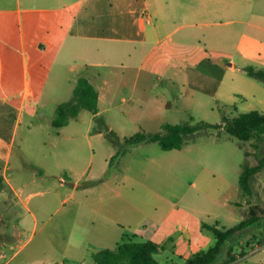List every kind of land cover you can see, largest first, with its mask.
<instances>
[{"label":"crops","instance_id":"crops-1","mask_svg":"<svg viewBox=\"0 0 264 264\" xmlns=\"http://www.w3.org/2000/svg\"><path fill=\"white\" fill-rule=\"evenodd\" d=\"M34 1L0 0V177L4 184L0 192L10 213L14 207L26 212L17 213L16 231L6 237L7 241H0L1 256L9 249L11 263L25 250L18 264H65L67 259L72 264H87L94 251L114 248L128 237H140L159 244L155 254L162 264L167 261L166 254L183 264L186 258L182 254L163 251L171 237L155 239L165 226L168 214L162 219L155 217L141 202L128 196L119 186L110 184L115 179L107 174L109 159L115 152L104 161L103 174L88 176L85 167L75 178L67 172V177L60 175L59 187H54L50 191L53 193L40 201L37 212L32 210L30 203L42 192L33 190L30 185L55 174L41 168L32 180L19 184L12 181L7 171L18 127L26 115L36 112L34 99L44 92L51 80L50 87H54L55 80L64 78L69 93L73 92L79 77H86L98 90V104L101 100L108 102L111 89L99 90L103 84L98 66H120L119 83L131 80L132 94L139 84L148 91L158 81L169 79L171 84L178 83L182 88L180 95H187L193 93V89L188 85L185 67L194 64L190 59L198 55L183 54L182 47H204L202 56L214 68L221 67L223 57L227 56L229 62L223 76L246 66L239 64L238 55L243 61L264 60V0H135L134 4L116 0L117 5L111 0H39L45 5L39 8L33 7ZM35 9L41 12L32 13ZM23 13L26 24L22 23ZM147 15L150 22L145 19ZM117 51L120 57L111 59L112 52ZM223 76L214 95L224 94L234 99L233 94L220 89ZM56 86L60 88L57 83ZM169 90L166 86L165 91ZM145 101V104L133 102L121 110L124 115L130 113L136 127L117 134L121 142L139 130L156 132L148 128L149 118L139 113L153 114L156 109L167 110L171 105L169 100L159 101L155 97H147ZM102 111L98 105L96 115ZM165 123L170 122L158 125L162 128ZM104 125L115 131L107 122ZM98 134L102 136L106 132L100 130ZM123 147L130 148L129 145ZM145 157L151 161L154 158L149 154ZM117 169L113 177L123 172ZM68 179H71L69 185ZM62 187L67 192L63 198ZM57 201L59 205L50 212ZM4 215L0 217V238L8 232ZM20 222L27 224L26 227H20ZM185 225L187 223L183 222L177 225L182 229L177 241L183 242V232L191 237ZM28 228V237L16 242ZM37 233L38 239L34 242ZM171 241L172 247H176L175 239Z\"/></svg>","mask_w":264,"mask_h":264},{"label":"rangeland","instance_id":"rangeland-1","mask_svg":"<svg viewBox=\"0 0 264 264\" xmlns=\"http://www.w3.org/2000/svg\"><path fill=\"white\" fill-rule=\"evenodd\" d=\"M134 1L121 0L125 4H134ZM111 3L118 4L116 0H111ZM42 6L45 5L39 0L33 2L34 8ZM35 12L40 13L41 10L35 9L32 13ZM22 23L26 24L24 13ZM203 51L204 47L181 48L183 54L190 53L192 57L198 55L194 59L190 57L195 63L185 67L189 75L188 85L193 89V93L187 95H180L182 88L178 83L171 84L169 79L158 81L148 91L143 90L144 87L139 84L138 90L132 94L131 80L128 79L124 84L119 83L117 77L121 73L120 66H98L103 84L99 90L103 92L111 89L112 93L107 98L108 102H99L103 113L98 117L103 118L109 126L112 125L117 134L132 131L136 128L131 121L132 116L129 112L124 115L121 110L133 102L145 104L147 97L171 102L167 110L162 108L156 109L153 114L139 113L141 117L149 118L148 128L156 132L163 130L158 125L160 122H188L193 126H197L200 121L221 123L224 115L236 113L232 106L239 110L257 109L264 112V84L241 69L229 71L223 76L229 62L228 57H223L221 67L214 68L210 61L204 60ZM117 53L118 51L112 52L111 59L120 57ZM237 58L241 65L264 67V60L243 61L239 59V55ZM221 76V91L233 94L234 99L224 94L216 95L217 97L214 95ZM63 79L55 80L54 87H50L51 80L44 92L34 99L36 112L32 116L26 115L24 122L18 127L10 168L7 171L12 181L17 184L32 180L34 173L40 172L41 168L55 174L30 185L33 190L42 192L30 203L31 209L36 212L40 201L49 197L54 187H59L60 175L67 177V172L75 178L85 167L88 176L103 174L104 161L112 152L117 151L118 146L121 147L117 143V140H121L119 135L116 138L113 133L102 136L98 134L104 126L99 119H91L93 113L87 109H81L75 117L70 118L66 127L53 126L57 105L69 100L73 94L72 91L68 93V83ZM166 86L170 88L169 91H165ZM127 123L129 125L124 128ZM68 137L73 139L69 140ZM257 144L256 138L240 140L223 128L206 127L198 128L186 139L182 148L176 150H163L157 142L129 145V150L123 149L119 158L108 168L109 174L115 179L110 184L119 186L128 196L131 195L141 202L145 210L153 211L155 217L162 219L168 214L165 226L157 232L155 239L158 240L161 236L171 237L165 243L163 251H175L186 259L208 249L216 241L214 233L203 224L217 223L221 228H228L240 220L258 217L259 223H252L234 236L231 252L237 259H228L230 244L226 242L211 264H264V164L250 178V194L243 192L238 183L240 173L245 167H253L264 160V134L262 142ZM147 154L154 156L153 161L145 157ZM128 164L131 166L128 167ZM118 167L123 172L113 177ZM70 180L68 179L67 185ZM3 185L0 177V186ZM61 190L63 198L67 194L66 188L62 187ZM59 203L57 201L52 205L50 212ZM20 211L24 212V209L14 207L10 213V208H6L0 192V217L4 213L3 218L8 223V232L0 241H7L6 237L16 231L17 213ZM180 222L187 223L185 226L191 233L188 238L187 232H183V242L177 241L182 232L181 228H177ZM26 225L19 223L20 227ZM29 231V228L23 230L16 242L25 240ZM37 239L38 233L33 241ZM172 239H175L176 247H172ZM133 240L144 239L133 237ZM24 253L25 250H21L10 263V250L4 251L3 256L0 250V264H18ZM166 255L165 264H178L173 257H169L170 254ZM92 258L90 255L87 264H93ZM154 258L162 264L156 254ZM65 264L72 263L67 259Z\"/></svg>","mask_w":264,"mask_h":264},{"label":"trees","instance_id":"trees-1","mask_svg":"<svg viewBox=\"0 0 264 264\" xmlns=\"http://www.w3.org/2000/svg\"><path fill=\"white\" fill-rule=\"evenodd\" d=\"M247 75L257 79L264 84V67L246 65L242 68ZM98 90L86 77H79L74 87L71 98L57 105L55 116L52 120L54 127L59 128L66 125L71 117H75L81 109H87L94 114V118L99 119L104 126L102 131L106 134L113 133L117 138L115 131L110 130L104 125V120L98 117ZM236 113L224 115L221 123H208L200 121L197 126L188 122L183 123H165L162 125L163 130L157 132L137 131L129 136L124 137L123 141L117 140V151L110 157L109 166L119 158L124 147L123 145H133L141 142H157L162 149H180L186 142V139L198 128L216 127L223 128L226 132L240 140L256 138L257 143H261L264 134V112L257 109L239 110L232 106ZM123 144V145H122ZM257 144V145H258ZM264 160L253 167H245L239 176V187L245 193L250 194V178L260 170ZM109 174V172L107 173ZM106 174V175H107ZM254 222L259 223V219L253 216L248 219L240 220L228 228H221L217 223L203 224L207 226L216 236L214 245L206 250L197 252L191 258L185 260L183 264H211L214 262L226 242L230 244L228 250V259L234 261L237 257L231 252L234 236L238 235L240 230L251 225ZM159 244L153 240L135 241L128 237L120 241L114 248H101L92 253L94 264H161L154 258L158 251ZM228 260V261H229Z\"/></svg>","mask_w":264,"mask_h":264},{"label":"built area","instance_id":"built-area-1","mask_svg":"<svg viewBox=\"0 0 264 264\" xmlns=\"http://www.w3.org/2000/svg\"><path fill=\"white\" fill-rule=\"evenodd\" d=\"M145 19L147 22H150V16L149 15H147Z\"/></svg>","mask_w":264,"mask_h":264}]
</instances>
